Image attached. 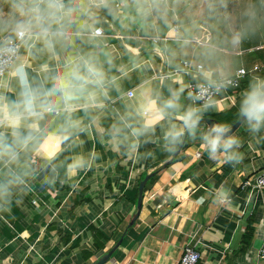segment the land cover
<instances>
[{
    "label": "crops",
    "instance_id": "0c3cea01",
    "mask_svg": "<svg viewBox=\"0 0 264 264\" xmlns=\"http://www.w3.org/2000/svg\"><path fill=\"white\" fill-rule=\"evenodd\" d=\"M140 7L136 0H111V11L97 13L103 34L75 41V51L98 50L104 61L100 106L40 121L16 166L24 182L0 197V264H94L115 247L105 264H176L184 247L197 241L198 264H264L257 256L264 240V192L241 188L245 178L264 171V137L253 140L241 124L234 133L242 139L244 159L233 168L208 158L199 132H186L187 148L169 152L165 135L182 126L179 112L166 110L157 120L145 110L148 98L160 107L180 89L183 110L191 104L187 84L204 81L202 72L220 78L260 65L256 75L264 76V0H154L147 13ZM174 25L181 39L169 35ZM236 33L240 41L234 44ZM153 37L167 40L156 43ZM159 46L167 62L162 101ZM68 54L37 39L20 50L36 82L60 70ZM185 60L202 64L200 75L174 74ZM18 92L17 80L3 77L0 93L15 100ZM239 93L233 102L217 99L203 116L233 126ZM152 172L139 218L130 226L140 182ZM6 175L0 164V181ZM221 183L233 193L230 211L217 212L208 197ZM251 220L254 236L246 244Z\"/></svg>",
    "mask_w": 264,
    "mask_h": 264
},
{
    "label": "clouds",
    "instance_id": "9594fccd",
    "mask_svg": "<svg viewBox=\"0 0 264 264\" xmlns=\"http://www.w3.org/2000/svg\"><path fill=\"white\" fill-rule=\"evenodd\" d=\"M136 2L140 10L147 13L154 0ZM102 9L111 11V0H0V87L5 74L15 78L19 85L15 100L0 93V164L5 165L7 172L0 181V197L24 182V175L16 166L21 152L28 147L46 115L100 106L98 94L104 91L107 79L100 52L93 49L81 53L74 49L77 39L87 37L91 42L99 36L97 13ZM169 35L181 39L175 29ZM33 39L41 41L49 50L59 46L69 53L62 68L40 82L30 80L19 55L20 47ZM239 41L240 34L236 33L232 42ZM42 71L49 70L44 66ZM202 75L204 82L195 93H189L192 103L183 110L179 103L183 89L173 92L160 107L148 98L145 110L154 113L157 120L166 110L179 112L182 126L170 128L165 135L169 152L182 145L186 132L192 135L199 132L200 149L208 158L235 168L243 162L244 156L240 151L242 139L233 132L232 125L214 122L201 129L200 122L203 112L215 107L214 94L238 85L223 75L220 78H215L212 72H202ZM197 101L204 103L197 105ZM238 101V122L253 140L264 137V76H252L247 87L240 91ZM261 180L264 177L257 179L254 191L264 192ZM208 197L217 212L230 211L236 206L226 183L214 186Z\"/></svg>",
    "mask_w": 264,
    "mask_h": 264
},
{
    "label": "built area",
    "instance_id": "2783aa9c",
    "mask_svg": "<svg viewBox=\"0 0 264 264\" xmlns=\"http://www.w3.org/2000/svg\"><path fill=\"white\" fill-rule=\"evenodd\" d=\"M118 5V4H117ZM173 28L178 31V26L174 25ZM100 34H103V29L100 28ZM154 42L158 43L160 40H167L166 37H164L163 39L158 38V37H153ZM198 42H200L198 40ZM22 47V46H21ZM21 47L19 49V55H20V50ZM203 68L202 64H197V65H193V63L189 60H185L183 62V65L174 70V74H184L187 76H198L200 75V70ZM263 68L260 65H255L253 68L248 69L245 67H242L238 70H236L233 74L226 76L227 78L233 80L236 85L238 86H231L228 87L226 89H222L219 93L214 94L213 96V100L216 101L219 98H225V99H229L233 102L234 99V95L238 92L241 91L242 86L244 84V82L249 78L252 77L254 75H256L259 72H262ZM7 74L4 75V77ZM204 81H199L196 79H192L191 81H189V83L187 84L186 87V92L189 98V93L193 92L195 93L198 90V85L203 83ZM128 95H133V91H129ZM190 100V98H189ZM190 103H192V101L190 100ZM204 102L203 101H197V105H202ZM199 156V154H198ZM264 177V171H262L261 173H258L257 175H255L254 178H245L243 180V183L241 184V188L244 190H250V191H254V186L256 185L257 179ZM261 186H264V180H261ZM199 243L200 241H197L195 243H189L184 247V250L179 258V260L177 261L176 264H198L200 259H201V251L199 248ZM257 256L258 258H264V240L261 244V246L259 247V249L257 250Z\"/></svg>",
    "mask_w": 264,
    "mask_h": 264
},
{
    "label": "water",
    "instance_id": "95a60500",
    "mask_svg": "<svg viewBox=\"0 0 264 264\" xmlns=\"http://www.w3.org/2000/svg\"><path fill=\"white\" fill-rule=\"evenodd\" d=\"M159 52L162 56L163 59V69H162V76H161V83H160V90H159V99L160 101L163 100L164 97V89H165V83H166V75H167V70H166V56L164 54L163 49L159 46ZM202 123L206 124V128L211 125L212 123L216 122V123H220L218 120L210 118V117H202L201 120ZM241 124L237 121L236 123L233 124L232 126V130L233 132H235L237 130V128L240 126ZM184 143H182V145L180 146V149H182V147L184 149L187 148V144H185L183 146ZM156 174V172H152L150 174H148L141 182L139 185V198H138V203H137V211L134 214V216L132 217V219L130 220L129 225L132 226L135 224V222L137 221V219L139 218L140 215V211L142 210V206H143V198H144V188L147 185L148 181ZM120 242V241H119ZM119 244V243H118ZM118 246V245H117ZM116 248V247H115ZM115 248L111 249L108 253H106L105 255H103L96 263L94 264H105L110 256L112 255V253L114 252Z\"/></svg>",
    "mask_w": 264,
    "mask_h": 264
},
{
    "label": "trees",
    "instance_id": "16d2710c",
    "mask_svg": "<svg viewBox=\"0 0 264 264\" xmlns=\"http://www.w3.org/2000/svg\"><path fill=\"white\" fill-rule=\"evenodd\" d=\"M156 175V174H155ZM154 175V176H155ZM254 221L251 220L249 226H248V231L246 232L245 236H244V243L248 244L250 242V240L253 238L254 236Z\"/></svg>",
    "mask_w": 264,
    "mask_h": 264
}]
</instances>
